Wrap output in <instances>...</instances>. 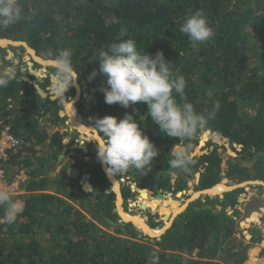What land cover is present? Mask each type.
Instances as JSON below:
<instances>
[{"label":"trees","instance_id":"16d2710c","mask_svg":"<svg viewBox=\"0 0 264 264\" xmlns=\"http://www.w3.org/2000/svg\"><path fill=\"white\" fill-rule=\"evenodd\" d=\"M18 3L21 18L7 28H0V39L23 41L37 56L44 55L47 60H54L60 50L70 49L78 82L86 91L76 102L84 122L93 127L94 118L111 115L120 119L126 112L131 113L158 148L159 155L143 172L132 168L123 174L130 182L149 192L161 193L167 201L184 191L198 173L196 191L212 188L223 178L233 184L264 182V0H18ZM198 9L205 13L214 36L193 45L179 31V26ZM129 38L135 40L138 51L151 54L162 51L166 60L172 62V70L185 77L187 101L197 112L209 117L206 126L198 129L191 139L181 143L164 136L147 115L146 104L137 103L127 109L119 104H106L100 90L104 78L97 75L89 80L93 70L99 68L96 61L99 51ZM52 71L56 72V68ZM0 75H4L1 65ZM36 75L42 77L40 73ZM25 76L48 92L49 76L43 82L28 71ZM71 90L68 94L73 95L75 90L72 87ZM0 94L10 99L0 102V129L8 125L12 134L23 140L3 163L5 176L11 181L23 169L28 175L27 183L21 185L28 193L21 196L22 213L11 224L0 223V264H150L153 254L158 258L157 264H245L250 245L230 237L234 221L225 210L236 209L239 196L247 189L262 191L263 186L239 187L224 192L222 198H197L152 244L131 223L112 226L117 217L116 197L107 192L111 184L99 160L97 164L85 163V171L100 190L94 200L86 199L81 189L69 184L76 179L67 178L65 172L54 174L63 147L62 135L47 131L46 122L51 115L59 119L54 111L58 99L51 100L48 93L46 98L40 97L33 85L16 77L7 87L0 88ZM173 95L180 102L179 96ZM204 131L227 138L231 146H240L237 156L223 162L220 153L223 148L211 143L208 145L213 148L207 153L192 155L198 135ZM185 145H191L188 153L192 163L186 171L171 169V148ZM121 193L126 200L132 193L130 186H123ZM262 196L260 193L249 199L247 208L264 207ZM78 202L81 206L87 203L92 210H99V215H105L103 224L116 234L97 227L78 210ZM99 215L96 216L100 218ZM260 220L264 224V208ZM160 224L158 221L150 226L156 228ZM250 233L260 236L257 228ZM235 248L238 249L234 251ZM257 252H252L249 264L256 261ZM220 254L227 257L219 259ZM258 255L263 257L264 247Z\"/></svg>","mask_w":264,"mask_h":264},{"label":"clouds","instance_id":"9594fccd","mask_svg":"<svg viewBox=\"0 0 264 264\" xmlns=\"http://www.w3.org/2000/svg\"><path fill=\"white\" fill-rule=\"evenodd\" d=\"M21 12L18 0H0V28H7L17 22L21 18ZM179 31L187 35L193 45L208 41L214 36L205 13L199 9L186 17L179 26ZM96 61L99 62V68L93 70L89 80L95 79L97 75L104 78V85L100 90L106 104H119L125 109L137 103L146 104L147 115L160 132L181 143L191 139L198 129L206 126L209 117L197 112L194 105L187 101L185 77L172 70V62L166 60L162 51L155 54L138 51L134 39H120L119 42L109 44L106 49H101ZM53 63L56 65V75L61 87L66 92L78 79V72L72 66L71 50H60L55 54ZM48 75L45 73L42 78ZM12 78L10 73L0 75V88L7 87ZM35 78L40 80L38 76ZM173 93L179 96L180 102ZM84 124L88 126L85 122ZM89 129L99 139L93 138L86 142H95L97 159L101 164L107 165L106 171L110 176L122 175L132 168L143 172L159 155L158 148L144 134L140 123L131 113L126 112L120 119L111 115L94 118L93 127ZM190 147L191 145H185L171 148V169L187 170L192 163L188 153ZM77 158L81 160L80 157ZM89 158L90 156L86 160L82 159L87 162L90 161ZM91 163L95 164L93 158ZM84 173L89 176L84 179L93 186L89 173ZM23 209V202L14 197L13 190H0V210L3 213L0 215V223L15 222ZM157 259L153 254L150 264H157Z\"/></svg>","mask_w":264,"mask_h":264},{"label":"rangeland","instance_id":"374dc122","mask_svg":"<svg viewBox=\"0 0 264 264\" xmlns=\"http://www.w3.org/2000/svg\"><path fill=\"white\" fill-rule=\"evenodd\" d=\"M21 42H23V41H21ZM0 48H1L0 57L2 59L0 65L2 66V72L5 73V70L9 71L10 73L12 72V74L14 73V75L17 79H28V80H30L29 77L25 76V74H24V72L26 71L25 70L26 65H28L29 73H34L35 75H36V73H39L38 71L44 70L45 68H43V67L47 66V65L44 66V65L39 64L37 62H34V60H32L33 59L32 56L28 53L27 49H25L24 46H10V45H8L5 47H0ZM37 58L42 59L44 61H47V59L45 58L44 55L40 56V57L37 56ZM50 61H53V60H50ZM31 63H32V65H31ZM34 63H37L36 66H33ZM54 68L55 67H52V66H50V68L46 67V71H44V72L42 71V72H40V74H45L48 72V74L50 76L52 75V76L57 77L56 72L52 71V69H54ZM42 77H39V78H40V81L43 82V80L45 78H42ZM58 82L60 83L59 79H58ZM56 87H58V84H56ZM71 87L74 88V90H75L73 95L70 94L72 91ZM71 87L68 89L70 91L69 94H68V90L66 92H64V90L62 88V93L60 92L59 96L55 95L54 89L52 90L51 80H50L49 86L47 87L48 95L51 97H56L55 99L59 100L57 107H54V111L57 112L59 119H56L53 115H51L49 117L50 119L47 120V122H46V129H47V131L58 132L59 134H61L62 135V142H61L62 146H67V153L65 154V157L63 160H61V162H57L56 168L54 170V174L64 173L67 168H77L81 172V174H84V172H85L84 169H86V166H85L86 162L82 158H87L88 156H92L95 164H97V162H98L97 155H96L97 149H96L95 145L93 143L90 144V142H86L89 139L94 138V136H93L94 133L91 131L88 134L81 133L77 128H75L74 126H72L70 124V119L76 118L78 120L81 119V122H83L82 125H84V127L86 126L84 124V120H83L82 116L79 115V113L77 111V106H76V102L79 100L82 91H85V89L81 88V85L78 82V79L76 80L74 85ZM85 94H86V91L84 92V95ZM5 101L10 102V99L9 98L7 99L6 96L0 94V102H5ZM71 103L74 104L73 106L75 109H73V111L69 114V116L68 115L62 116L61 113L62 112L64 113L65 105H69ZM75 111H76V114H75ZM60 114H61V116H60ZM81 137H82V139H81ZM77 142H79V143L80 142H82V143L86 142L83 144V146L86 147L87 154L81 151L83 146H81ZM209 143L223 148V151H220V153L222 154V161L223 162H225V160L228 158H235L237 156V152L240 151V146H238V145L231 146L228 143L227 138L220 137V136H218L212 132H201L198 135L197 145H196L192 155L200 156V155H203V154L207 153L208 151H210L213 147L211 145H208ZM75 144L78 148L75 147ZM77 157H80L81 160H78ZM100 165L102 167L101 162H100ZM245 165H247V164H245ZM248 167H250V165H248ZM115 177H116L115 180L118 183L117 186L120 190V193H121L123 186H130V188H131L132 182L127 181L126 178L123 176V174L122 175H116ZM83 182H86V180L83 177L81 178V176H80L78 179L70 181L69 184L74 185L76 189H81L83 194L84 193L86 194V195H84L86 199L91 197V200H94L92 194H93V192H97V193L100 192V190H98L99 188L95 189L92 186L90 191H83V186H82ZM222 182H224V184ZM232 185H233V183L231 181L223 178L217 186H226L227 187V186H232ZM111 187L112 186H110V188L107 190L108 193L111 191V189H113ZM194 189H195L194 185L189 183V184H187L186 189L184 191L180 192V193H182L181 196H174L173 198L170 199V201L164 200V198H163V200L159 199L158 201L160 203L155 210H152L148 207H145V209L142 210L141 207L138 206V203L134 204L135 202L139 201L138 197H140V196L137 192H133L131 189L132 193L130 195H128L126 200L122 199L121 209H122L123 213H125L129 216L140 217L144 221V223L151 229V231H160L161 232V229L165 225L169 224V222L167 223V220H163V217H166L165 215H168L167 217L171 218L175 214L176 210L181 209L185 205H187L190 202L191 195H194L195 193L198 192ZM124 190H125V188H124ZM23 192L25 194H22L21 195L22 197H25L28 195L27 191H23ZM111 192H113V191H111ZM260 193L263 195L262 200H264V190L259 191L257 189H247V191L244 194H241L239 196L238 205H237L236 209L228 207L225 210V213L229 217V219L234 221V223L231 226L233 228V230H232L230 237L235 238L238 242H242L245 245L246 244L250 245L248 252L245 253L246 254L245 264L250 263L252 252L255 250H256V252L258 251L256 249L257 246L264 247L263 245H261L264 243V227H263V225H256L255 223L257 221L255 222L254 220H252V216H250L251 213H257L258 211L251 210V209L247 208L249 205V199H253L256 196H259ZM155 194H157V193L149 192L148 196L150 199H152V198H154ZM121 195H122V193H121ZM21 196H14V197L17 200L23 202V200L21 199L22 198ZM115 197H116V195H115ZM86 199H85V201H86ZM92 205H94V204H92ZM162 205H163V208L161 207ZM76 207L87 218H90L92 220V222H94L97 225V227H100L101 230H104L110 234H116V232H114L111 228H109L108 226L103 224V222H105V220H104L105 215H101V214L99 215V210H96V209L92 210L90 208L92 206L88 205L87 203L85 205L81 206L78 202ZM116 208L117 207H116V200H115V209ZM263 208L264 207H262L261 209H263ZM97 214L99 215L100 218H98L96 216ZM257 217L259 219L260 224H262V221L260 220V216L257 215ZM158 221H160L162 224H160L156 228H151L150 225L152 223H157ZM124 223H126V222L123 221L122 217L119 216L117 213V217L114 218V223L112 224V226H114V225L117 226V225L124 224ZM133 227L135 228V230L137 232H139L140 234L142 233L139 226L133 225ZM255 228L260 230V236L257 234L253 236L250 233L251 229H255ZM140 236H138V237H140ZM143 236L150 238L152 240L151 243L152 244L154 243L153 237H149V236L144 235V234H143ZM230 237H228L226 239L230 240ZM226 239L223 242V244H225V245L227 244ZM251 241H253V242H251ZM237 249L238 248H235L234 251H236ZM226 252L228 253V251H226ZM259 253H261V252L256 253V255H257L256 261L253 264H264V255L262 257V256L258 255ZM225 257H227V256H225L223 254H220L218 256L219 259L220 258L223 259Z\"/></svg>","mask_w":264,"mask_h":264},{"label":"water","instance_id":"95a60500","mask_svg":"<svg viewBox=\"0 0 264 264\" xmlns=\"http://www.w3.org/2000/svg\"><path fill=\"white\" fill-rule=\"evenodd\" d=\"M5 41H7L8 43V45H10V46H24L25 47V49H27V51H28V53L32 56V60H34V62H37L38 63V61L36 60V58H37V55H36V53H35V51L32 49V48H30L25 42H21V41H13V40H8V39H0V42H5ZM8 45H6V46H8ZM2 45H0V47H1ZM3 47V46H2ZM38 59V58H37ZM44 61V60H43ZM44 62H49L50 64L49 65H47V66H52V67H55L56 68V65L53 63V61H50V60H47V61H44ZM40 64V63H39ZM31 65H32V63H31ZM32 76H35L36 77V75L34 74V73H30ZM29 84H31V85H33V87L35 88V90H36V92H37V94L40 96V97H42V98H46L47 97V93L44 91V90H42L41 88H40V86L37 84V82H33V81H30V80H28V79H25ZM50 80H51V82L53 81V80H56V81H58V79H57V77H55V76H50ZM60 85H61V83H59ZM51 98V100H53V99H55L56 97H50ZM60 116H61V114H60ZM89 126V125H88ZM88 126H85L86 128H88ZM92 126H90L89 128H91ZM91 132H93L94 134H95V132L94 131H92L91 130ZM97 138H99V137H97ZM96 138V139H97ZM82 151L83 152H86V147H82ZM66 152H67V146H63L62 147V151H61V154L59 155V157H58V162H60V160L61 159H63L64 158V156H65V154H66ZM106 168H107V165H103L102 164V169H103V172L105 173V175L107 176V178H108V180H109V182L111 183V186H112V188H113V191H114V193H115V195H116V201H117V199L119 198V196H118V192L114 189V185H115V183L114 182H116V180H115V177H114V175H112V176H110L108 173H107V171H106ZM66 176H67V178H71V179H77V178H79L80 177V175H81V178L83 177V178H89V176L86 174V173H84V174H81V172L77 169V168H67V170H66ZM85 184H87L89 187V189H84V186H85ZM118 183L116 182V185H117ZM247 185H261V186H263L264 187V182L263 181H259V180H256V181H246V182H243V183H240V184H233L232 186H227L226 188L227 189H225V191H223L222 193H218V194H212V189L215 187H212V188H209V189H205V190H202V191H198L197 193H195L194 195H196L195 197H193L194 195H191V199H190V202H192V201H194V200H196L197 198H199V197H205V196H210V197H215V196H219L220 198H222L223 197V193L224 192H228V191H232V190H234V189H237V188H239V187H245V186H247ZM82 186H83V190L84 191H90L91 190V185L87 182H83L82 183ZM217 186V185H216ZM93 187H96V188H98V185L96 184V183H93ZM119 188H118V186H117V190H118ZM131 189L134 191V192H137L140 196L142 195V194H146V192H148L149 193V191L147 190V189H142V188H140L136 183H133L132 185H131ZM119 192H120V190H119ZM93 197L94 196H96L97 195V192H93ZM182 195V193H178L177 194V196H181ZM120 197H121V193H120ZM154 198H158V199H160V200H162L163 199V195L161 194V193H157V194H155L154 195ZM121 200H122V198H121ZM189 202V203H190ZM188 203V204H189ZM187 204V205H188ZM187 205H185L183 208H181L180 209V211L179 212H177L176 214H174L171 218H165V217H163V220H167V223L169 222V224L168 225H165L162 229H161V232L158 234V235H151V234H148V233H145L144 231H143V229H141V232H142V234H144V235H147V236H149V237H153V238H159V236L161 235V234H163L164 232H165V230H167L169 227H170V225H171V223H172V221H173V219L179 214V213H181L186 207H187ZM116 207H117V202H116ZM217 208L218 209H220V207L219 206H217ZM117 209V208H116ZM141 209L142 210H144L145 209V207L143 206V205H141ZM116 212L118 213V215L119 216H121V214H120V212H119V210L117 209L116 210ZM122 217V216H121ZM123 219V221H125L126 223H131V224H133L134 226L136 225V226H140V225H138L137 223H135V221L133 220H125L124 218H122ZM111 224H113V222H111ZM147 229H150L148 226H147Z\"/></svg>","mask_w":264,"mask_h":264},{"label":"bare ground","instance_id":"6f19581e","mask_svg":"<svg viewBox=\"0 0 264 264\" xmlns=\"http://www.w3.org/2000/svg\"><path fill=\"white\" fill-rule=\"evenodd\" d=\"M8 42L7 41H5V42H0V45H2L3 47H5L6 45H8L7 44ZM1 46V47H2ZM11 58V57H10ZM36 60L38 61V63H40V64H42V65H44V66H46V65H49L50 63L49 62H44L42 59H37L36 58ZM44 72V70H40V71H38L39 73L40 72ZM5 73L7 74V73H9V71H6L5 70ZM38 73V74H39ZM11 75H13L12 73H11ZM42 76L44 75V74H41ZM56 84H59V82L58 81H56V80H53L52 81V89H54V92H55V95H57V96H59V94H60V92L62 91V87L60 86V84L58 85V87H56ZM74 104L73 103H71V104H69V105H65V111H64V113L62 112L61 114H62V116L63 115H68L69 116V114L73 111V109H75L74 108V106H73ZM82 123L83 122H81V119H70V124L72 125V126H74L75 128H77L81 133H86V134H88L91 130L89 129V127L88 128H86V127H84V125H82ZM90 137V136H89ZM94 138H97V136H96V134H94ZM97 139H99V138H97ZM81 146H83V145H81ZM86 183H87V181H86ZM115 183V185H114V189L118 192V196H119V198L117 199V209L119 210V212H120V214H121V216H122V218H124L125 220H134L135 221V223H137L138 225H140L139 227L141 228V229H143V231L145 232V233H148V234H151V235H158L159 233H160V231H151V229H147V225L144 223V221L140 218V217H135V216H129V215H127V214H125V213H123V211H122V209H121V197H120V192H119V190H117V185H116V182H114ZM223 184H224V182H222ZM89 186L87 185V184H85V186H84V189H89L88 188ZM225 189H227L226 188V186H215L213 189H212V194H218V193H221V192H223V191H225ZM194 194V193H193ZM197 195V194H196ZM196 195H194L193 197H195ZM140 196V195H139ZM139 198V201H137V202H135L134 204H137L138 203V206L139 207H141V205H143L144 207H148V208H150V209H152V210H155L157 207H158V205H159V199L158 198H152V199H150L149 198V196H148V192H146V194H142L140 197H138ZM162 208H163V205L161 206ZM161 208V209H162ZM165 211V210H164ZM180 211V209H178V210H176V212H175V214L177 213V212H179ZM174 214V213H173ZM166 217L165 218H169V217H167L168 215H165ZM252 220H254V221H259V219H258V217H257V214H254L253 216H252ZM249 221V220H248ZM168 225V224H167ZM157 230V229H156ZM263 243V242H262ZM263 246H264V243H263Z\"/></svg>","mask_w":264,"mask_h":264},{"label":"built area","instance_id":"2783aa9c","mask_svg":"<svg viewBox=\"0 0 264 264\" xmlns=\"http://www.w3.org/2000/svg\"><path fill=\"white\" fill-rule=\"evenodd\" d=\"M23 144V140L15 137L8 125L0 129V190L11 189L14 196L25 194L21 185L28 181L26 171L19 170L10 181L6 178L3 163L7 160L10 152L15 151Z\"/></svg>","mask_w":264,"mask_h":264},{"label":"crops","instance_id":"0c3cea01","mask_svg":"<svg viewBox=\"0 0 264 264\" xmlns=\"http://www.w3.org/2000/svg\"><path fill=\"white\" fill-rule=\"evenodd\" d=\"M26 67L28 68V65H26ZM26 68V69H27ZM43 68H45L44 70L46 71V67H43ZM4 73V72H3ZM10 73V72H9ZM9 73H7V74H9ZM6 73H4V75H5ZM11 74V73H10ZM12 77L13 78H15V75H14V73H13V75H12ZM8 99V98H7ZM92 136V135H91ZM94 136V135H93ZM81 139H82V137H81ZM90 140V139H89ZM92 142L93 141H91L90 142V144H92ZM77 143H79V142H77ZM75 147L76 148H78L77 146H76V144H75ZM67 153V152H66ZM85 159V158H84ZM91 159H92V156H90V158H89V160L91 161ZM62 160V159H61ZM86 160V159H85ZM94 160V159H93ZM61 162V161H60ZM116 179V178H115ZM198 179H199V173L195 176V179L193 180V181H191L190 183L191 184H193L194 185V188L196 187V185H197V183H198ZM27 183V182H26ZM94 183V182H93ZM24 185V184H23ZM112 188V187H111ZM112 191H113V189H111ZM119 190V189H118ZM195 190V189H194ZM114 192V191H113ZM149 194V193H148ZM255 211H258L257 213H251V215L250 216H253L254 214H257V215H261V211H262V209H257V208H255ZM256 222V221H255ZM256 225H263V223L262 224H260V222L259 221H257L256 223H255ZM261 245H263V244H261ZM257 250H258V252H261L262 250H263V247L262 246H257V248H256ZM257 252V253H258Z\"/></svg>","mask_w":264,"mask_h":264},{"label":"flooded vegetation","instance_id":"af4514ba","mask_svg":"<svg viewBox=\"0 0 264 264\" xmlns=\"http://www.w3.org/2000/svg\"><path fill=\"white\" fill-rule=\"evenodd\" d=\"M36 64H37V63H34L33 66H36ZM26 68H27V67H26ZM26 71H28V68L26 69ZM26 71L24 72V74L26 73ZM11 73H12V72H11ZM28 73H29V71H28ZM47 73H48V72H47ZM58 85H59V84H58ZM52 90H53V89H52ZM61 93H62V91H61ZM81 143H82V142H80L79 144L81 145ZM84 170H86V169H84ZM121 201H122V200H121ZM263 227H264V224H263Z\"/></svg>","mask_w":264,"mask_h":264}]
</instances>
